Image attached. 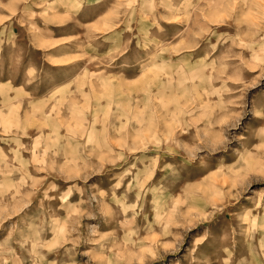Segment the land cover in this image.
I'll return each mask as SVG.
<instances>
[{
  "label": "rangeland",
  "instance_id": "obj_1",
  "mask_svg": "<svg viewBox=\"0 0 264 264\" xmlns=\"http://www.w3.org/2000/svg\"><path fill=\"white\" fill-rule=\"evenodd\" d=\"M0 264H264V0H0Z\"/></svg>",
  "mask_w": 264,
  "mask_h": 264
}]
</instances>
